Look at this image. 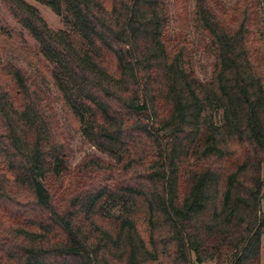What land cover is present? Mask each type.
Instances as JSON below:
<instances>
[{"label": "trees", "instance_id": "trees-1", "mask_svg": "<svg viewBox=\"0 0 264 264\" xmlns=\"http://www.w3.org/2000/svg\"><path fill=\"white\" fill-rule=\"evenodd\" d=\"M1 1L38 44L81 134L111 172L132 174L57 208L50 183L66 171L65 148L30 77L0 65V213L10 219L0 264H260L264 70L249 45L264 28L250 9L227 29L196 0L213 56L203 81L188 43L168 48L167 0H37L56 14L63 5L71 32L24 0Z\"/></svg>", "mask_w": 264, "mask_h": 264}, {"label": "rangeland", "instance_id": "rangeland-1", "mask_svg": "<svg viewBox=\"0 0 264 264\" xmlns=\"http://www.w3.org/2000/svg\"><path fill=\"white\" fill-rule=\"evenodd\" d=\"M24 1L37 9L52 30L72 31V19L63 5L61 14H56L49 6L37 0ZM195 4L196 0L166 1L169 16L166 39L170 49L188 43L192 50L191 58L195 75L205 81L211 75L213 56L207 48L203 32L196 26ZM206 4L227 29H235L244 19L246 9H250L256 24L254 26L259 29V34L263 32L264 0H206ZM251 5H255V11ZM249 46L254 52L256 66L259 65V68L264 70V36H254ZM6 63L18 66L30 77L39 94L36 99L39 109L49 122L52 139L65 148L66 171L60 179L50 183V192L57 208H65L73 197L81 193L107 184L122 183L131 176L132 172H111L108 165L112 167L114 165L110 156L98 150L81 134L78 120L50 79L49 65L42 58L38 44L19 25L0 0V65ZM220 119L221 113L216 110L214 122L219 123ZM135 171L138 174L142 173L143 168H137ZM261 176L264 181V163L261 166ZM20 199L24 202L28 198L22 196ZM119 206L120 203L115 201L106 204L105 209L111 214H116ZM262 210L264 211V195ZM2 216L4 215L0 213V221L5 226L10 219ZM11 218L15 221L21 220L19 214ZM192 259L195 260L193 255ZM195 264H216V260L195 262ZM260 264H264V233L261 238Z\"/></svg>", "mask_w": 264, "mask_h": 264}]
</instances>
